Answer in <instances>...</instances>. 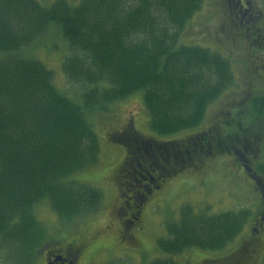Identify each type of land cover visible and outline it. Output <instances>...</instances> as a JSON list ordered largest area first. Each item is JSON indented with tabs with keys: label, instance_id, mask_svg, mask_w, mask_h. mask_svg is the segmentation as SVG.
Listing matches in <instances>:
<instances>
[{
	"label": "trees",
	"instance_id": "1",
	"mask_svg": "<svg viewBox=\"0 0 264 264\" xmlns=\"http://www.w3.org/2000/svg\"><path fill=\"white\" fill-rule=\"evenodd\" d=\"M202 1L79 0L72 6L54 0L46 6L37 0H0V250L14 264H34L45 242L43 223L35 215L40 202L64 220L100 207L98 189L69 180L98 163L99 141L85 111L108 113L113 103L142 91L150 130L170 135L199 126L209 104L231 84L229 60L179 42ZM52 26L67 46L64 76L83 88L81 104L56 89L52 70L24 53ZM251 102L257 115L264 114V96ZM236 121L225 122L235 131L214 126L170 144L147 140L127 123L110 136L126 150L115 171L119 193L124 188L136 195L137 182L144 184L148 173L171 176L211 148L224 153L235 143ZM146 152L155 158L143 161ZM176 158L182 159L180 166L170 164ZM259 165L264 179V162ZM142 167L144 175L135 176ZM249 216L246 208L208 214L184 206L156 245L167 255L191 248L222 251L242 233ZM146 264L179 263L157 258Z\"/></svg>",
	"mask_w": 264,
	"mask_h": 264
},
{
	"label": "rangeland",
	"instance_id": "2",
	"mask_svg": "<svg viewBox=\"0 0 264 264\" xmlns=\"http://www.w3.org/2000/svg\"><path fill=\"white\" fill-rule=\"evenodd\" d=\"M37 1L49 6L54 0ZM67 1L72 6L79 3V0ZM232 2L233 0H203L200 10L192 15L179 37L180 44L208 48L226 58L233 72L231 84L209 104L203 122L196 128L175 134L162 136L153 133L148 125L149 117L142 91L113 103L108 113L85 111L86 119L99 141L98 163L74 173L69 180L98 189L102 194L100 207L92 213L64 220L55 215L46 201L40 202L35 206V215L42 221L45 229V242L41 248L59 241L65 243L81 240L88 244L93 239L90 245H86L88 249L79 264H146L157 258H171L179 264H233L228 260L236 256H239V264H264L263 200L258 187L251 183V179L238 166L239 158L236 160L227 151L213 153L211 148L208 155L197 156L198 159L194 160L192 166L178 168L175 174L166 176L161 180L160 188L148 194L146 200L137 197L129 210L130 219L136 217L138 207H141L140 215L134 225L126 224L125 229H122L124 233L121 232L120 216L118 217L123 212L120 207L127 200L126 195L131 196V193L125 192L124 188L122 195L118 191L115 171L123 164L126 150L123 145L110 140L111 133L120 131L130 123L147 140H156L160 144L182 143L214 126L227 130L229 126L226 127L225 122L237 118L235 112L239 108H246L254 96L264 95V92L255 90L257 81L253 78L257 74L253 66H250L257 53L251 51L244 40L235 34L238 32L235 27L238 21L230 14L234 10ZM251 4L264 8L262 0H251ZM28 48L24 52L26 56L37 58L52 70L56 89L76 104H81L80 93L83 88L81 85L71 84L61 67L67 46L56 27L52 26L42 39ZM262 81L264 80H261L260 85L263 89ZM228 129L229 132L235 131L231 127ZM238 139L239 136L234 139L235 148L238 146ZM238 148L241 149L240 145ZM262 155L264 157L263 153ZM143 170V167L137 169L135 176L137 173L144 175ZM184 206H192L194 211L202 210L208 214L246 208L250 210V216L242 233L222 251L191 248L178 255H167L158 249L156 241L159 237L166 236V225L177 220L179 209ZM39 252L38 250L36 253L34 264H43L42 254ZM0 264H14L3 250H0Z\"/></svg>",
	"mask_w": 264,
	"mask_h": 264
},
{
	"label": "flooded vegetation",
	"instance_id": "3",
	"mask_svg": "<svg viewBox=\"0 0 264 264\" xmlns=\"http://www.w3.org/2000/svg\"><path fill=\"white\" fill-rule=\"evenodd\" d=\"M232 3L234 10H231L230 14L232 17H235L234 19H236V21H238V23L235 24L238 32H235V34H238L239 38L244 40L245 45L247 44L246 46L251 48V51L257 53V55H254L255 60L250 62V66H253L257 74V76L253 78L257 81L255 90L264 92V88L262 89V86L260 85L261 80H264V56H262V54L264 55V22L261 23V21L264 20V8L260 9L259 7H254L251 4V0H233ZM262 82L264 83V81ZM256 97L257 96H254L251 100H249V104L246 105V108H239L238 112L236 111V124L238 125L236 138L239 136L237 141L238 146L235 148V145L230 144V148L227 147V151L228 153H232L236 160L239 158L240 163L238 166H240L245 175L251 179V183L255 184V187H258L259 195L261 200H263L264 209V179L257 171L260 166L259 164L264 162V157L262 155V153L264 154V114L262 113L257 115L253 109L251 101ZM246 120L248 121L246 122ZM239 145L241 149L238 148ZM236 150H239V152L237 153ZM258 151L259 153H257ZM144 155L145 156L142 154L141 158L145 162L149 160L151 161V159L156 156L153 154L150 155L147 152L144 153ZM179 163H183L181 158H176L173 163L170 162V164L174 166ZM148 168L154 170L152 165H149ZM161 173V171H159V173L155 172V174L148 173L149 179L144 180V184L140 181L137 182L141 189L140 193L132 196L126 195L127 200H125L120 207L123 212L121 215H118V217L120 216L119 225H121V232H123L122 229H125L127 223L130 226L134 225L140 215L139 213L141 207H138L136 210V217L130 219L131 214L129 210L131 206H134V202L137 197L146 200L148 194L153 193V190L156 188H160L161 180L166 178H161ZM123 217H125V219L128 218L129 220L126 221ZM62 242L63 241L52 242L41 248L39 253L42 254L43 264H79L83 260L82 258L88 249L87 246L90 245V242L86 244L81 240H73L71 242L67 241L65 243ZM228 261L233 264L240 263L237 259L235 261L234 257H230V260ZM237 261L239 263H237Z\"/></svg>",
	"mask_w": 264,
	"mask_h": 264
}]
</instances>
